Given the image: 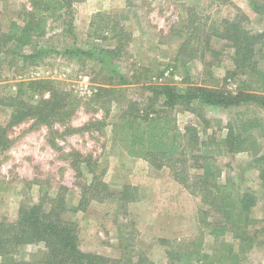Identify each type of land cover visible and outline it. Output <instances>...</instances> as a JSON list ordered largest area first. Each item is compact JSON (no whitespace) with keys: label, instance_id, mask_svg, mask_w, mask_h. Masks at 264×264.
I'll list each match as a JSON object with an SVG mask.
<instances>
[{"label":"rangeland","instance_id":"obj_1","mask_svg":"<svg viewBox=\"0 0 264 264\" xmlns=\"http://www.w3.org/2000/svg\"><path fill=\"white\" fill-rule=\"evenodd\" d=\"M251 1L72 0L69 13L49 18L44 35L18 46L13 33L26 25L31 0H0V128L11 119L15 97L9 96L21 81L51 79L72 96L66 102L76 103L71 117L52 127L37 116L9 124L7 142L0 146V221L16 222L22 207L35 204L49 210L50 200L63 192L69 207L84 196L89 199L87 209L66 213L78 221L83 251L112 259L144 257L156 264H182L176 254L194 249L212 253L220 243L198 222L204 203L174 179L169 167L156 169L148 162L145 174L137 176L136 162L144 159L127 157L114 141L113 123L130 101L158 107L159 85H205L234 94L242 84L253 86L232 60L234 48L221 27L224 19L243 16L251 31H263L264 13L256 12ZM103 26L115 31L103 32ZM114 33L123 37L121 49L120 34L114 38ZM74 47L98 53L93 58L63 53ZM109 54L119 74L106 66ZM257 58L264 69V52L258 51ZM168 68L173 73L164 77ZM49 96V91L26 90L22 99L37 104ZM192 105V110L169 112L181 129L196 125L203 133L206 128L204 137L214 132L223 137L238 112L264 118L254 102L228 108ZM257 139L259 153L264 152V136ZM257 157L242 151L220 156L217 164L223 170L220 182L233 180L240 191L258 195L252 214L264 227ZM224 239L232 242V233ZM43 248L42 243L24 245L17 257L28 259ZM191 264L202 263L193 258ZM240 264H264V233Z\"/></svg>","mask_w":264,"mask_h":264},{"label":"trees","instance_id":"obj_2","mask_svg":"<svg viewBox=\"0 0 264 264\" xmlns=\"http://www.w3.org/2000/svg\"><path fill=\"white\" fill-rule=\"evenodd\" d=\"M31 4L26 25L13 33L18 38V46H29L35 36L44 35L49 18L69 13L72 0H31ZM251 6L256 12L264 13V0H252ZM244 20L243 16L238 20L224 19L221 27L234 48L232 60L241 73L251 78L253 86L242 84L238 93L234 94L205 85H188L183 89L173 84L159 85L155 91L160 96L158 107H146L147 104L142 107L137 101H130L113 123L114 141L124 148L127 157L147 160L156 169L169 167L174 179L192 195L199 197L206 206L200 209L198 222L203 228H209L208 234L220 244L212 253L197 249L177 253L176 260L182 264H191L193 258L202 264H240L242 258L257 245L261 233H264V227L258 226L263 220L252 214L260 200L258 195L251 191H240L233 180L220 182L223 170L217 164L220 156L242 151H252L258 156L256 160L260 165L264 208V152L259 153L257 139L258 136H264V118L247 116L245 111L238 112L226 124V134L218 138L216 132L204 137L202 134H205L206 128L202 133L196 125H186L181 129L176 117L169 112L176 107L192 110L195 102L224 108L254 102L264 110V69L257 58L258 51L264 52V30L253 32ZM114 28L103 26V32H114ZM118 34L114 33L113 37ZM122 40L120 34L117 49L124 46ZM63 53L93 58L98 52L94 48L87 50L74 47ZM39 54L29 56L36 58ZM111 54L116 56L118 53L112 51ZM111 58L110 54L106 57V66L110 73L117 74ZM174 68H177L176 65ZM249 88L254 91L247 90ZM26 90L49 91L50 96L41 97L35 104L22 99ZM9 97H15L10 104L15 107L8 125L0 128V146L7 142L9 124L37 116L38 121L52 127L55 122L71 117L76 108L74 100L66 102L72 96L51 79L21 81L18 92ZM50 203L49 210H45L42 204L22 207L16 222L0 221V264H156L144 257H139L137 261L112 259L99 253L83 251L80 248L78 221L73 217L68 218L66 213L87 209L89 199L84 196L78 205L69 207L65 194L59 192ZM229 231L232 233V242L224 239ZM40 243L44 244V248L33 253L30 258L17 257L22 246Z\"/></svg>","mask_w":264,"mask_h":264},{"label":"crops","instance_id":"obj_3","mask_svg":"<svg viewBox=\"0 0 264 264\" xmlns=\"http://www.w3.org/2000/svg\"><path fill=\"white\" fill-rule=\"evenodd\" d=\"M89 22H90V20H89ZM137 164H136V166H135V174L138 176V174H145V171H143V169L145 168V167H147V163H148V161H146V160H141V161H138V162H136ZM141 168H142V170H141ZM136 180V179H135ZM143 182H141V183H139V184H142ZM134 184H138V183H136V182H134Z\"/></svg>","mask_w":264,"mask_h":264},{"label":"built area","instance_id":"obj_4","mask_svg":"<svg viewBox=\"0 0 264 264\" xmlns=\"http://www.w3.org/2000/svg\"><path fill=\"white\" fill-rule=\"evenodd\" d=\"M172 69L171 68H168V69H166L165 71H164V73H163V76L164 77H169L170 75H172Z\"/></svg>","mask_w":264,"mask_h":264}]
</instances>
